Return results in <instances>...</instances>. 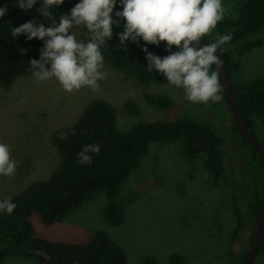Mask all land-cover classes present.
I'll list each match as a JSON object with an SVG mask.
<instances>
[{"label": "rangeland", "instance_id": "1", "mask_svg": "<svg viewBox=\"0 0 264 264\" xmlns=\"http://www.w3.org/2000/svg\"><path fill=\"white\" fill-rule=\"evenodd\" d=\"M246 1L222 0L228 13L221 22L237 18ZM42 2L37 0L33 8L23 10L26 21L39 14ZM74 31L78 41L86 42V28L80 26ZM216 32L215 28L211 33ZM259 40L262 45L240 55L244 42ZM224 46L240 62L233 83L250 85L264 80V28L242 42ZM102 71L107 77L98 81L101 87L96 92L84 87L69 93L55 78L40 82L32 74L18 78L8 88L0 87V143L6 144L11 158L20 162L13 176L0 175V201L12 199L28 185L51 176L60 162L59 144L91 101L113 105L122 132L140 122L158 123L188 115L210 123L224 140L227 155L222 176L209 171L203 154L187 159L183 141L154 142L139 168L131 171L116 200L120 223L108 222L107 198L102 191L52 225H45L36 213L31 215L33 237L86 245L103 232L124 249L127 264H142L148 256L158 264H172L174 254L181 255L184 264H234L226 258L235 225L230 205L237 198L248 216L245 229L232 245L237 254L249 247L256 228L257 217H250L247 208L258 163L235 130L224 88L220 85L223 99L219 103H191L182 88L169 83L142 85L130 72L111 67L105 58ZM147 93L166 95L175 106L163 109L149 104L144 100ZM131 102L139 107L137 114L126 109ZM251 108L255 138L264 145V106L252 104ZM6 247L9 256L3 264H37L24 250L11 243ZM253 264H264V255Z\"/></svg>", "mask_w": 264, "mask_h": 264}, {"label": "trees", "instance_id": "2", "mask_svg": "<svg viewBox=\"0 0 264 264\" xmlns=\"http://www.w3.org/2000/svg\"><path fill=\"white\" fill-rule=\"evenodd\" d=\"M79 1L64 0L62 5L53 6L51 11L58 21L61 15L70 13L71 8ZM5 4L8 6V11L3 18H0V87L8 88L18 78L31 74L29 61L40 58V49L44 46V41L39 38L29 41L23 34L13 38L11 29L27 21L22 15L23 9L17 6L18 0H0V8ZM116 11H122L119 0L113 11V18L119 19L115 16ZM33 19L37 24L44 23L46 27L51 23V19L46 20L40 14L33 15ZM123 23L124 21H121L119 27L113 26V38L108 40L106 47L102 46L104 58L111 67L130 72L142 85L168 83L159 72L148 71L146 53L142 51L146 46L157 56H167L169 53L166 51V42L156 46L148 45L140 39L138 43L128 41L127 49H122L118 34L124 28ZM263 28L264 0H247L242 5L237 18L219 22L216 27L217 32L210 33L203 39L212 43L217 34H230L233 38L228 44L242 42L247 36ZM87 39L86 30V42ZM260 45H262L261 40L244 42L239 53L243 55ZM222 47L228 49L227 46ZM176 50L173 46V51ZM217 54L232 79L233 73L239 69L240 62L232 57L229 49L223 53L218 50ZM215 66L213 65L211 70H217ZM219 83L223 87L220 75ZM233 86L243 120L255 135L251 105L264 106V80L250 85L233 83ZM144 100L163 109L175 106V102L166 95L147 93ZM126 109L131 114L139 112V107L132 102ZM115 117L116 109L113 105L100 100L91 101L74 123L70 134L59 144L60 162L51 176L28 185L15 195L12 202L17 207L11 215L0 212V264H3L9 256L6 243L24 250V254L34 259L37 264H127L124 249L103 232H98L86 245L48 242L33 237L30 217L36 213L45 225H52L82 204L93 200L103 191L107 198L105 208L108 222L112 225L120 223L121 214L117 209L116 200L131 171L139 168L154 142L183 141V153L187 159L194 160L203 154L212 174L216 177L224 174L227 155L225 143L207 121L184 115L171 121L140 122L127 132H122L117 127ZM235 128L240 134L237 126ZM244 142L258 163L252 174L251 199L247 208L250 217L258 218L264 197V165L253 148L246 140ZM95 143L100 144L101 151L99 154L90 153L92 163L87 165L78 163L77 153L85 145ZM230 206L233 209L235 225L231 231V246L226 258L228 262L244 264L254 234L247 249L237 254L233 251L232 245L238 241L241 232L245 229L248 216L240 208L237 198ZM262 255H264V231L257 257ZM170 259L172 264H184L183 257L179 254L172 255ZM142 264H158V262L154 257L148 256L143 259Z\"/></svg>", "mask_w": 264, "mask_h": 264}, {"label": "clouds", "instance_id": "3", "mask_svg": "<svg viewBox=\"0 0 264 264\" xmlns=\"http://www.w3.org/2000/svg\"><path fill=\"white\" fill-rule=\"evenodd\" d=\"M37 0H18L17 6L29 10ZM64 0H43L37 9L50 26L29 20L19 27H13V38L21 34L27 40L39 38L44 41L40 58L31 59L30 72L36 81L55 78L66 92L72 93L87 87L96 92L100 89L98 81L104 80L107 73L102 71L104 56L102 46L113 38V26L124 28L119 32V45L127 49V42L138 43L142 39L148 45L159 46L166 42L167 56L160 57L143 47L148 61L149 72H159L166 81L182 88L185 99L191 103H219V71L223 62L216 54L228 49L222 46L232 40L230 34H217L212 43H201L223 21L228 13L222 0H119L122 11H113L117 0H80L57 21L51 9L62 5ZM8 11L7 4L0 8V18ZM83 26L87 30V42L78 41L75 28ZM173 46L177 49L173 51ZM50 66V67H49ZM99 143L85 145L77 153V162L91 164L90 153L99 154ZM20 162L13 160L10 148L0 143V175L11 177ZM17 205L11 197L0 201V212L11 215Z\"/></svg>", "mask_w": 264, "mask_h": 264}, {"label": "water", "instance_id": "4", "mask_svg": "<svg viewBox=\"0 0 264 264\" xmlns=\"http://www.w3.org/2000/svg\"><path fill=\"white\" fill-rule=\"evenodd\" d=\"M201 43L203 44V43H208V42L202 38ZM218 57L222 61L219 55ZM224 66L225 65L223 63L222 67L217 70L220 73V78H221L225 93L227 95L228 101L230 103L236 126L240 134L242 135V139L246 140V142L253 148V150L259 156V158L261 159L264 165V145L255 138L256 136L246 126L243 120V117L241 115V112H240V108H239L236 94L234 91L232 79ZM259 210L260 212L257 218L252 246L250 248L248 257L244 264H253L259 253V248H260L263 231H264V197L262 200L261 208Z\"/></svg>", "mask_w": 264, "mask_h": 264}]
</instances>
